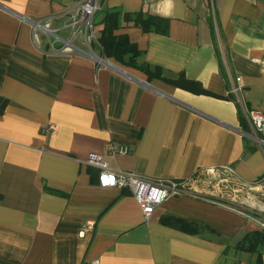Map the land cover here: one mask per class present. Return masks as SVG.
Wrapping results in <instances>:
<instances>
[{
  "label": "crops",
  "instance_id": "0c3cea01",
  "mask_svg": "<svg viewBox=\"0 0 264 264\" xmlns=\"http://www.w3.org/2000/svg\"><path fill=\"white\" fill-rule=\"evenodd\" d=\"M82 1L0 0V264H258L237 246L263 230L259 214L233 202L234 187L264 183V147L245 119L264 113V0H98V31L107 11L165 19L164 35L124 22L115 34L164 76L184 73L214 96L149 80L99 51L105 64L52 53L40 33L37 48L30 21L53 18L68 39ZM90 153L115 171L187 181L186 191L146 221L127 191L98 185ZM223 166L234 171L230 190L219 185ZM175 220L206 229L187 234ZM260 254L264 264V246Z\"/></svg>",
  "mask_w": 264,
  "mask_h": 264
},
{
  "label": "built area",
  "instance_id": "2783aa9c",
  "mask_svg": "<svg viewBox=\"0 0 264 264\" xmlns=\"http://www.w3.org/2000/svg\"><path fill=\"white\" fill-rule=\"evenodd\" d=\"M145 3L148 0H143ZM101 7L98 0H84L71 12L68 27L70 35L68 39L59 37L52 29L53 18H44L30 21L32 39L37 48H40L39 33L45 36L48 41L49 51L56 54L62 53H83L91 56L96 63L105 64L103 59L94 52L98 47V29L95 24L96 15ZM70 12H67L69 14ZM241 78L236 82L240 83ZM239 86L232 89L237 94ZM245 119L253 131L259 135L257 141L264 147V113L257 110L246 112ZM54 131L55 126H49ZM112 154L126 153L124 148L109 147ZM87 164L99 169L98 185L102 188H118L127 191L136 201L144 219L149 220L155 209L171 197L181 195L186 191L187 181H173L163 179H149L134 173L115 171L104 162L100 156L90 153L87 157ZM220 170L229 178L234 171L229 166H223ZM217 169L208 168L205 172L209 175L216 173ZM264 180V178H263ZM264 229V224L260 225ZM91 264H99L95 261Z\"/></svg>",
  "mask_w": 264,
  "mask_h": 264
},
{
  "label": "trees",
  "instance_id": "16d2710c",
  "mask_svg": "<svg viewBox=\"0 0 264 264\" xmlns=\"http://www.w3.org/2000/svg\"><path fill=\"white\" fill-rule=\"evenodd\" d=\"M100 12H98L99 14ZM125 26L139 28L144 33L166 34L168 22L165 19L152 17L144 13L121 14L120 12H105L98 22L100 25L97 42L102 58L113 59L125 67H129L144 73L149 80L158 79L166 84L182 89L195 95L214 96L203 88L198 81L188 79L184 73H180L173 78L163 75L158 67H152L141 60L143 54L137 46L130 42L126 35H116L115 32ZM5 107V101L0 100V113ZM175 225L179 230L191 235H200L206 229L201 223L193 221L175 220ZM264 246V229L261 232H252L244 241L237 246V251L241 253L255 254L258 264L261 262L260 248Z\"/></svg>",
  "mask_w": 264,
  "mask_h": 264
},
{
  "label": "rangeland",
  "instance_id": "374dc122",
  "mask_svg": "<svg viewBox=\"0 0 264 264\" xmlns=\"http://www.w3.org/2000/svg\"><path fill=\"white\" fill-rule=\"evenodd\" d=\"M64 34L65 33H61V35H64ZM94 52L98 53V50L96 49ZM218 174L220 175L218 179L222 180L221 184L223 186L219 184L221 189L226 190L227 188L228 190H230L229 186H231V182L228 180V177L226 176V174L220 171H218ZM234 188L239 189L240 191L236 194L238 195L239 199L234 201L233 205L239 206V207L241 206L244 209H247L249 211L257 212L259 215H256L255 217H257V219H259V221H261L264 224V183L260 184V186L251 187V188H246V187L244 188L234 187ZM239 202H242L241 203L242 205H240Z\"/></svg>",
  "mask_w": 264,
  "mask_h": 264
}]
</instances>
